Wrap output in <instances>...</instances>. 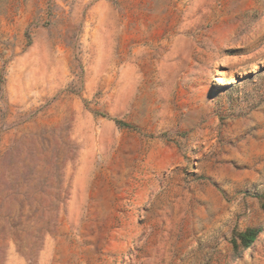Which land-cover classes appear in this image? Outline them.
Segmentation results:
<instances>
[{
    "label": "rangeland",
    "instance_id": "obj_1",
    "mask_svg": "<svg viewBox=\"0 0 264 264\" xmlns=\"http://www.w3.org/2000/svg\"><path fill=\"white\" fill-rule=\"evenodd\" d=\"M0 264H264V0H0Z\"/></svg>",
    "mask_w": 264,
    "mask_h": 264
},
{
    "label": "trees",
    "instance_id": "obj_2",
    "mask_svg": "<svg viewBox=\"0 0 264 264\" xmlns=\"http://www.w3.org/2000/svg\"><path fill=\"white\" fill-rule=\"evenodd\" d=\"M259 234V231L255 229H247L244 232H236L234 233V238L232 243L234 247H238V240L241 242V245L245 250L249 249L252 244L255 242Z\"/></svg>",
    "mask_w": 264,
    "mask_h": 264
}]
</instances>
